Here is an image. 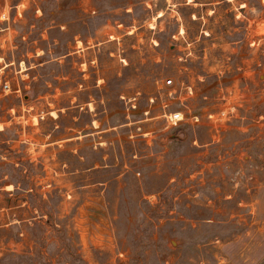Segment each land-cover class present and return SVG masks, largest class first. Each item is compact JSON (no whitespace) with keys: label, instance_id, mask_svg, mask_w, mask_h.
<instances>
[{"label":"rangeland","instance_id":"rangeland-1","mask_svg":"<svg viewBox=\"0 0 264 264\" xmlns=\"http://www.w3.org/2000/svg\"><path fill=\"white\" fill-rule=\"evenodd\" d=\"M0 264H264V0H0Z\"/></svg>","mask_w":264,"mask_h":264},{"label":"bare ground","instance_id":"bare-ground-1","mask_svg":"<svg viewBox=\"0 0 264 264\" xmlns=\"http://www.w3.org/2000/svg\"><path fill=\"white\" fill-rule=\"evenodd\" d=\"M175 116H177V118H181L182 117V114L180 112V113H177V115H175Z\"/></svg>","mask_w":264,"mask_h":264},{"label":"built area","instance_id":"built-area-1","mask_svg":"<svg viewBox=\"0 0 264 264\" xmlns=\"http://www.w3.org/2000/svg\"><path fill=\"white\" fill-rule=\"evenodd\" d=\"M182 114V113H181ZM175 115H177V113L175 114ZM174 115V116H175ZM175 118L177 119V120H181L182 118H183V114H182V117L181 118H177V116H175Z\"/></svg>","mask_w":264,"mask_h":264}]
</instances>
